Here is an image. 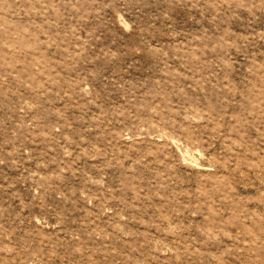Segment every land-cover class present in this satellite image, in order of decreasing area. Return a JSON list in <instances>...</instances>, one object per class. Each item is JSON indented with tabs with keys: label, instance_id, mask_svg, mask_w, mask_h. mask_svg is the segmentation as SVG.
<instances>
[{
	"label": "rangeland",
	"instance_id": "rangeland-1",
	"mask_svg": "<svg viewBox=\"0 0 264 264\" xmlns=\"http://www.w3.org/2000/svg\"><path fill=\"white\" fill-rule=\"evenodd\" d=\"M0 264H264V0H0Z\"/></svg>",
	"mask_w": 264,
	"mask_h": 264
}]
</instances>
